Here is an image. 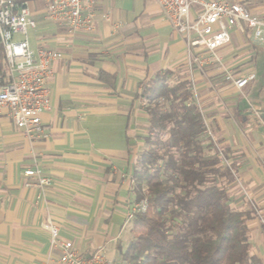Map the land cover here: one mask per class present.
Instances as JSON below:
<instances>
[{
  "label": "crops",
  "instance_id": "obj_1",
  "mask_svg": "<svg viewBox=\"0 0 264 264\" xmlns=\"http://www.w3.org/2000/svg\"><path fill=\"white\" fill-rule=\"evenodd\" d=\"M26 1L36 22L32 40L27 33L30 48L43 44L61 59L49 83L51 107L41 115L45 138L28 139L8 110L0 111V264H59L49 222L84 257L102 250L111 264H121L119 237L137 203L132 176L144 133L136 124L148 119L137 94L156 75L183 70L188 75L179 79L191 82L201 102L194 103L235 171L221 185L231 207L246 214L251 254L264 264V46L250 30L231 31L219 52L223 69L190 71L186 41L155 0H98L97 13L109 19L75 35L47 18L59 29L37 31L45 1L44 9ZM227 1L264 18V0ZM4 67L1 84L8 80ZM224 69L234 79L255 77L238 89ZM29 168L40 169L51 185L39 188L24 176Z\"/></svg>",
  "mask_w": 264,
  "mask_h": 264
},
{
  "label": "trees",
  "instance_id": "obj_2",
  "mask_svg": "<svg viewBox=\"0 0 264 264\" xmlns=\"http://www.w3.org/2000/svg\"><path fill=\"white\" fill-rule=\"evenodd\" d=\"M3 60L0 44V81ZM169 75H156L137 94L149 128L140 136L146 148L132 177L135 200L146 198L147 208L130 220L132 239L118 248L121 264H259L251 254L246 214L231 207L225 186L216 183L221 175L210 137L213 156H202L200 139L208 134L192 84ZM167 219L181 223L169 228Z\"/></svg>",
  "mask_w": 264,
  "mask_h": 264
},
{
  "label": "built area",
  "instance_id": "obj_3",
  "mask_svg": "<svg viewBox=\"0 0 264 264\" xmlns=\"http://www.w3.org/2000/svg\"><path fill=\"white\" fill-rule=\"evenodd\" d=\"M44 1L47 20L63 26L69 35L92 32L98 20L109 19L108 15L97 13L98 0ZM155 1L166 24L185 39L190 71L193 66L202 70L213 64L223 69L219 52L230 44L234 29L241 32L250 30L253 42L264 46V18L243 5L227 0ZM35 28L36 22L26 0H0V44L8 76V80L0 84V111L8 110L16 127L30 140L47 136L41 115L51 107L49 83L53 78V64L61 59V53L55 50L30 48L27 33ZM16 35L22 39H15ZM223 71L238 89L244 88L255 77L250 74L234 79L230 72ZM207 134L215 147L218 165L233 175L228 159L208 129ZM23 174L35 180L41 189L51 185V180L38 168L26 169ZM146 208L147 200L144 198L133 206L127 220L130 221L136 213L145 212ZM45 229L49 234L50 249L60 251L59 264H111L102 250L84 257L74 249L72 242L60 238L57 225L49 222Z\"/></svg>",
  "mask_w": 264,
  "mask_h": 264
},
{
  "label": "rangeland",
  "instance_id": "obj_4",
  "mask_svg": "<svg viewBox=\"0 0 264 264\" xmlns=\"http://www.w3.org/2000/svg\"><path fill=\"white\" fill-rule=\"evenodd\" d=\"M36 1H37V4H39L40 7H41L42 9H44L45 6H44V3L42 2V0H32V2H36ZM37 23L39 24V25H38V29H37V31L39 30V32H43V33H44V31H46V30H50V29H59L58 26H56V25H54V24H49V23H48V21L46 20L45 11H44L43 14H41V16H39V19H37ZM28 38H29L30 40H32V38H33V31H31V30L28 31ZM42 45H43V44H41V47H44V46H42ZM192 68H193V67H192ZM204 68H205V67H204ZM204 68H203L202 70H204ZM195 69L199 70V69L196 68V67H195ZM183 71H185V70H183ZM183 71H179V72L172 73V75H173L172 78H171V73H170V75L168 76L169 80H171V81H175L176 79L183 78L184 76H187V75H188V70L185 71L186 73L183 72ZM199 71H201V70H199ZM193 101H194L196 104H200V103H201V102L197 99L195 93H194V96H193ZM201 108H203V107L201 106ZM140 110L143 111L142 108H141ZM136 125H138V126H137L138 131L141 132V133H139V135H143V133H144V135L147 134L146 131H147L148 128H149L148 119H147V121H140V123H137ZM207 137H208V135H203V136L201 137V144L203 145V148L206 147V149H203L204 151H202V156H203L204 158H209V157H212V156H213V150H212L211 148L208 147V141H209V140H208ZM139 140H140V138H139ZM214 140H215V142L218 141L215 137H214ZM140 142H141V141H140ZM218 146H219L220 148H222L221 145L218 144ZM145 148H146V146H145V144H144V142H143L142 145H141V147H140V149L143 150V149H145ZM175 152H176L177 154L179 153L178 151H175ZM161 153L163 154L164 151H161ZM218 167L220 168V175H221V176H216L215 180H216V183H217V184H222V183L224 182V181L221 179L222 176H225V175H228V174H229V176H232V174H231V172H230L229 170H227V168L220 167L219 165H218ZM234 173H235V171H234ZM178 192H180V190H179ZM134 195H136L135 191H134ZM180 223H181L180 220H174V221H171V220L167 219V226H168L169 228L174 227V226H178V225H180ZM119 239H120V242L122 243V246H121V247H122L123 249H125L126 246H127V244H128V242L132 239V233H131V222H130V221L127 222L126 227L124 228L123 232L121 233ZM119 256H120V255H119ZM119 256L116 255V257H118V259H119ZM115 264H119V262H117V263H115Z\"/></svg>",
  "mask_w": 264,
  "mask_h": 264
}]
</instances>
